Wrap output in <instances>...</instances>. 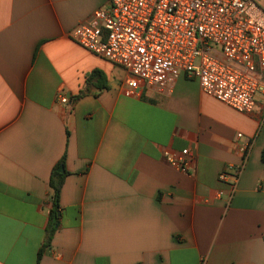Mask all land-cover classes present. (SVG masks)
I'll return each instance as SVG.
<instances>
[{"label":"crops","instance_id":"0c3cea01","mask_svg":"<svg viewBox=\"0 0 264 264\" xmlns=\"http://www.w3.org/2000/svg\"><path fill=\"white\" fill-rule=\"evenodd\" d=\"M104 5L0 0V264H264V97L242 114L186 75L128 95L70 36ZM243 146L230 200L218 176ZM183 150L187 174L164 157Z\"/></svg>","mask_w":264,"mask_h":264},{"label":"built area","instance_id":"2783aa9c","mask_svg":"<svg viewBox=\"0 0 264 264\" xmlns=\"http://www.w3.org/2000/svg\"><path fill=\"white\" fill-rule=\"evenodd\" d=\"M70 36L125 69L130 96H138L143 86H171L186 75L204 94L242 114L253 112L257 97H264V0H105ZM239 151L243 164L218 176L230 200L249 148ZM189 155L183 150L164 157L187 174Z\"/></svg>","mask_w":264,"mask_h":264},{"label":"trees","instance_id":"16d2710c","mask_svg":"<svg viewBox=\"0 0 264 264\" xmlns=\"http://www.w3.org/2000/svg\"><path fill=\"white\" fill-rule=\"evenodd\" d=\"M262 159L264 160V151L262 153ZM63 161L62 163L58 166H62L63 165ZM56 167L53 170L52 176H51V180H50V186L53 190V210L50 213L49 216V221H48V226H47V239H46V244H49L53 238L54 233L57 230V221H58V212L60 210V194H61V190H62V186L64 183V175L60 174L57 170ZM40 255H41V251H40Z\"/></svg>","mask_w":264,"mask_h":264},{"label":"water","instance_id":"95a60500","mask_svg":"<svg viewBox=\"0 0 264 264\" xmlns=\"http://www.w3.org/2000/svg\"><path fill=\"white\" fill-rule=\"evenodd\" d=\"M59 172H60V173H63L64 171H63V169H62V168H60V169H59Z\"/></svg>","mask_w":264,"mask_h":264}]
</instances>
